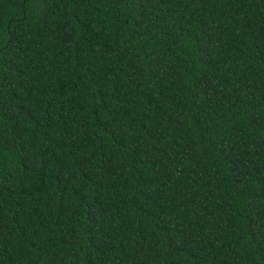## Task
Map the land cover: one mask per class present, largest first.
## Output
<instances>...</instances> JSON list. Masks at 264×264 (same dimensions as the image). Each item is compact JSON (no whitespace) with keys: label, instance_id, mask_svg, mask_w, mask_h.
Returning a JSON list of instances; mask_svg holds the SVG:
<instances>
[{"label":"trees","instance_id":"1","mask_svg":"<svg viewBox=\"0 0 264 264\" xmlns=\"http://www.w3.org/2000/svg\"><path fill=\"white\" fill-rule=\"evenodd\" d=\"M0 264H264V0H0Z\"/></svg>","mask_w":264,"mask_h":264}]
</instances>
